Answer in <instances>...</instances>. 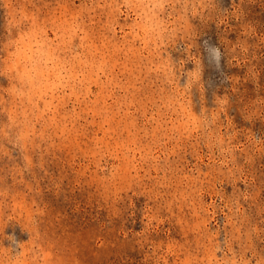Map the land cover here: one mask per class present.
Wrapping results in <instances>:
<instances>
[{
  "label": "rangeland",
  "instance_id": "obj_1",
  "mask_svg": "<svg viewBox=\"0 0 264 264\" xmlns=\"http://www.w3.org/2000/svg\"><path fill=\"white\" fill-rule=\"evenodd\" d=\"M0 264H264V0H0Z\"/></svg>",
  "mask_w": 264,
  "mask_h": 264
}]
</instances>
